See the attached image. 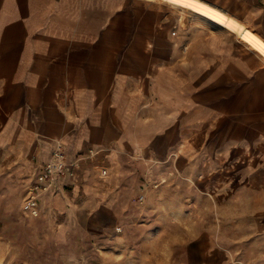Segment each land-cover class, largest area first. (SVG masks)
Masks as SVG:
<instances>
[{
	"label": "crops",
	"instance_id": "0c3cea01",
	"mask_svg": "<svg viewBox=\"0 0 264 264\" xmlns=\"http://www.w3.org/2000/svg\"><path fill=\"white\" fill-rule=\"evenodd\" d=\"M161 1L210 31L254 28L255 50L182 48V18L150 3L0 0V166L31 183L64 147L71 175L38 209L60 241L97 236L131 264H264V0Z\"/></svg>",
	"mask_w": 264,
	"mask_h": 264
},
{
	"label": "rangeland",
	"instance_id": "374dc122",
	"mask_svg": "<svg viewBox=\"0 0 264 264\" xmlns=\"http://www.w3.org/2000/svg\"><path fill=\"white\" fill-rule=\"evenodd\" d=\"M109 3H150L166 16L182 18V48L201 47L203 39L220 37L255 50L242 37L257 32L254 28L239 26L210 31L206 19L183 8H173L161 0H107ZM220 7L212 0H204ZM224 10L223 7H220ZM175 32L171 27V34ZM244 43V44H243ZM246 44V45H245ZM257 52V51H256ZM254 52L252 51V54ZM255 54V53H254ZM257 56V55H256ZM264 61V56H261ZM29 176H20L17 169L0 166V264H131L112 249L100 247L95 238L78 239V233H68L60 241L49 217L38 212L32 217L25 210V193L30 185ZM142 264V263H139Z\"/></svg>",
	"mask_w": 264,
	"mask_h": 264
},
{
	"label": "built area",
	"instance_id": "2783aa9c",
	"mask_svg": "<svg viewBox=\"0 0 264 264\" xmlns=\"http://www.w3.org/2000/svg\"><path fill=\"white\" fill-rule=\"evenodd\" d=\"M67 174L70 177L71 167L67 162L64 147L57 144L50 155V161L38 167L26 190L24 207L30 216L38 215L41 193L55 194Z\"/></svg>",
	"mask_w": 264,
	"mask_h": 264
},
{
	"label": "water",
	"instance_id": "95a60500",
	"mask_svg": "<svg viewBox=\"0 0 264 264\" xmlns=\"http://www.w3.org/2000/svg\"><path fill=\"white\" fill-rule=\"evenodd\" d=\"M212 27H213L214 29H217V28H218V26H216V25H212Z\"/></svg>",
	"mask_w": 264,
	"mask_h": 264
}]
</instances>
